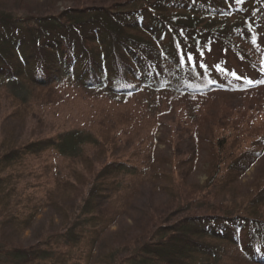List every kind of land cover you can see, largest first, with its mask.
Wrapping results in <instances>:
<instances>
[{
  "label": "trees",
  "instance_id": "trees-1",
  "mask_svg": "<svg viewBox=\"0 0 264 264\" xmlns=\"http://www.w3.org/2000/svg\"><path fill=\"white\" fill-rule=\"evenodd\" d=\"M102 1L112 4L43 18L0 13V110L3 100L13 109L0 143V264H264V137L251 126L264 122V0ZM232 57L244 71L229 68ZM6 82L20 96L2 91ZM68 87L105 103L96 126L17 142L14 132L37 109L61 106ZM136 95L158 121L184 108L179 134H155L140 161L99 169L140 138L143 117L118 109ZM158 123L157 131L172 130ZM47 153L67 172L53 179L45 167L38 180L48 174L52 187L22 189L31 176L24 167ZM30 187L43 197L26 196ZM156 203L176 209L162 213ZM45 209L64 223L75 214L85 227L12 248L6 238L31 229ZM123 220L133 243L111 232Z\"/></svg>",
  "mask_w": 264,
  "mask_h": 264
},
{
  "label": "rangeland",
  "instance_id": "rangeland-1",
  "mask_svg": "<svg viewBox=\"0 0 264 264\" xmlns=\"http://www.w3.org/2000/svg\"><path fill=\"white\" fill-rule=\"evenodd\" d=\"M127 1V0H125ZM124 1V2H125ZM112 4V1H96V0H3L0 1V13L10 14L13 17L19 18H43L49 16H59L62 12L68 9H83L94 6H106L109 7ZM229 60V68L234 67L238 72L244 71L240 66L238 61ZM6 94H15L20 96L19 87L14 86L12 83L6 82L5 85L1 88ZM67 94L64 96V101L61 106L58 108H47V109H37L38 117L42 118L46 124V127L39 128L38 126V117L36 119L29 120L25 128L22 130H18L14 132L15 137L17 138V142H27V141H35L41 140L45 138H51L59 133H65L70 130H89L92 126H96L97 120L100 118L102 107L100 105H104L103 101L96 98H87V96L82 93L80 90L75 89L74 87L67 88ZM18 92V93H17ZM223 104L222 99H218L215 106ZM2 108L0 110V143L4 139V135H2V131L4 128L8 127V124L4 123L6 116L13 111V109L8 108L9 106L6 104V101L3 100ZM214 106V108H215ZM105 107V105H104ZM176 108L174 112L169 117H164L161 122H164L166 126L170 127L172 130L168 129V131H164L163 129L157 131V127L160 126L158 119L154 118L151 114V110L147 102H145V97L142 95H136L135 97L129 99L128 101H124L123 105H121L119 110H131L139 115V117H143L140 123L137 125V134L140 135V138L132 143L131 146H124L119 148L114 156L108 155L105 161L99 163V169L103 168L107 164H111L117 160L127 161V160H137V156L139 153L143 154V148L146 146L151 138L155 134H157V138L163 140L169 137L170 134L173 135L174 138L179 134L177 132L178 124L182 122L184 117L187 115L184 108ZM183 116V117H182ZM264 122L257 123L251 125L255 126L254 130H257L258 137H264ZM155 132V133H154ZM170 138V137H169ZM185 138V137H183ZM252 142V140H251ZM188 146V144H187ZM186 149V145L182 146V150ZM143 150V151H142ZM160 151L165 154L174 153V149L168 150L164 144L160 145ZM169 156V155H168ZM66 161L59 157L56 154L47 153L46 155L38 158L30 160L27 165L24 167L23 171L26 174H31L27 179L22 182L21 188L23 189L24 183L31 185L41 183L48 184L47 181L52 177L55 179L56 175L59 173L60 176H64L67 172L66 169ZM263 163H259L255 166L244 178L243 182L245 185H249L250 182L256 177L261 169ZM50 167L51 172L47 176L43 177L40 181L38 180L39 176H43L45 173V167ZM258 173V174H257ZM195 179V178H194ZM196 179L199 182L205 181V172L204 168H201L200 171L196 174ZM195 179V180H196ZM53 186V181L48 184V187ZM44 191V189H43ZM43 191L38 189V187H30L23 191L26 196L29 194H33L30 196L43 197ZM81 196H77L76 204H80ZM158 210L160 212H164L169 214L171 211L175 210L176 206L171 208L163 209L160 204L156 203ZM142 207V205H139ZM138 217V214L137 216ZM80 219V218H77ZM73 223V224H72ZM72 224V225H71ZM76 224L74 230L76 233L79 232L83 225V220H79L77 222L75 214H72L70 217V221L68 220L64 223L61 216L49 209H45L37 221L34 223L33 227L26 231L24 234L15 238H6L9 241V244L12 248L18 249H28L32 246L37 245L38 243H44L52 236L58 235L59 239L64 238L66 234V230L72 228ZM131 221H124L115 227L112 228V231L115 236H120L124 239L126 243L134 242L137 238H133L135 236V232L130 228ZM114 234H112L114 236ZM109 236V244L113 243L116 237ZM72 235H70L71 237ZM78 236V235H77ZM14 237V236H13ZM69 237V236H68ZM67 237V238H68ZM133 241H131V239ZM125 243V244H126ZM117 243H115L116 245ZM119 246V244H117ZM121 247V246H120ZM126 255L122 256L125 257Z\"/></svg>",
  "mask_w": 264,
  "mask_h": 264
}]
</instances>
